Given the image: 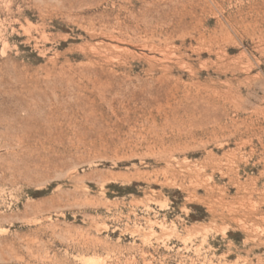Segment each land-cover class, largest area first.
I'll return each mask as SVG.
<instances>
[{"label": "rangeland", "instance_id": "obj_1", "mask_svg": "<svg viewBox=\"0 0 264 264\" xmlns=\"http://www.w3.org/2000/svg\"><path fill=\"white\" fill-rule=\"evenodd\" d=\"M0 264H264V0H0Z\"/></svg>", "mask_w": 264, "mask_h": 264}]
</instances>
